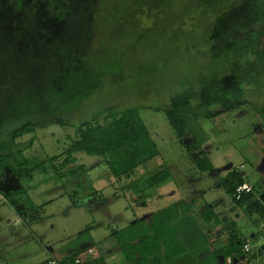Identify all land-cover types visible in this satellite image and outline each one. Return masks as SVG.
Masks as SVG:
<instances>
[{
  "label": "rangeland",
  "instance_id": "obj_1",
  "mask_svg": "<svg viewBox=\"0 0 264 264\" xmlns=\"http://www.w3.org/2000/svg\"><path fill=\"white\" fill-rule=\"evenodd\" d=\"M260 7L264 12V0ZM112 31L115 40L109 36L105 42L125 48L129 40L118 35L122 30ZM262 32L264 16L255 27L238 30L212 47L197 36L181 40L180 50L171 55L153 56L148 52L147 56L139 51L140 65H148L150 70H138L132 61L126 69L116 65L86 72L71 70L57 86L39 80L41 71L29 66L21 69L18 63L6 65L7 61L0 59V142L4 143L15 128L30 125L32 132L17 140V150L27 165L42 164L55 156L59 157L56 164L60 163L80 123L103 125L110 120L109 110L118 114L137 110L159 151L157 158L137 169L130 179L120 181L109 176L101 158L83 153L74 155L73 167L84 166V172L73 180H58L50 170L20 176V160L1 163L0 264H41L48 258L70 260L87 249H104L103 256H95L98 264H126L116 242L105 243L106 238L135 220H148L150 213L168 208L173 212L175 229L183 234L189 248L183 263L196 264L217 248L216 241L224 242L227 237L222 225L213 229L196 217L197 208L212 204L220 219L233 224L237 244L241 247L248 241L251 251L246 259L260 264L263 255H250L264 245V219L251 205H235L223 181L225 168L235 171L243 165V172H251L248 179L252 187L261 190L255 168L264 162V129L261 132L256 122L264 110V66L249 52L257 46L264 53V36L251 41L253 34ZM102 35L97 28L88 31L86 37L94 44L88 43L87 49L100 47L104 43ZM228 41L235 43L233 48L221 46ZM186 90L194 92L192 108L206 96L222 93L241 106L212 120L183 115L190 136L178 140L164 110L171 96ZM192 140L207 153L216 174L201 173L191 165L185 145ZM163 169L170 172V178L138 194L143 184L137 181ZM135 182L139 185L135 192L138 195L130 189ZM21 186L25 191L22 196L10 200L2 197ZM27 198L31 202L26 205ZM187 202L194 207L190 208L196 213L193 217L186 212ZM21 210L40 211V215L30 227H23L18 218ZM216 233L220 234L218 238ZM252 234L256 235L253 239ZM12 235L17 236L15 242ZM79 249L81 252H77Z\"/></svg>",
  "mask_w": 264,
  "mask_h": 264
},
{
  "label": "trees",
  "instance_id": "obj_2",
  "mask_svg": "<svg viewBox=\"0 0 264 264\" xmlns=\"http://www.w3.org/2000/svg\"><path fill=\"white\" fill-rule=\"evenodd\" d=\"M261 1L263 0H0V59L7 61L6 65L18 63L21 69L29 66L41 71L39 80H45L46 84L50 81L55 86L71 70L86 72L87 69L101 70L116 65L126 69L131 67L132 61L136 69L147 71L152 68L140 65L142 63L137 57L139 51L147 56L148 52L153 56L166 53L171 55V52L180 50L181 40H191L197 36L202 37L205 44L211 47L218 45L224 37L234 36L238 30L258 24L264 16ZM143 22H148L149 26ZM93 28L99 29L103 34L104 43L100 47L87 49V44L92 40H88L86 34ZM117 28L122 30L118 35L129 40L123 49L112 46L113 42H105L109 36L115 40L112 30ZM259 35L264 36V32L253 34L252 43ZM93 44L94 42L90 46ZM234 44L228 41L221 46L231 49ZM249 53L256 62L264 66V53L257 46ZM193 96L192 90L173 95L169 99L168 108L164 110L167 122L178 140H183L187 135L183 115L212 120L241 106L229 95L222 93L210 94L192 108ZM261 111L260 116L264 121V110ZM107 117L110 120L103 125L80 123L76 138L58 164L56 162L59 157L55 156L47 158L42 164L27 165V160L21 158L17 150V140L30 134L33 128L28 124L19 126L8 135L4 143L0 142V166L1 163L20 160V176L29 171L46 174L50 170L58 180L65 177L73 180L84 172V166L73 167L76 163L74 155L83 153L101 158L109 176L116 181L130 179L137 169L157 158L159 151L137 110L128 109L119 114L109 110ZM185 148L197 171H212L209 158L202 151L198 152L195 141L186 144ZM169 178L170 172L163 169L152 173L143 181L138 180V184H143L138 194L162 185ZM137 182L130 185L134 192L138 190ZM243 183L246 182L232 171L223 185L235 205L250 204L254 212L264 219V206L257 197L259 192L255 194L253 187L251 193L238 201L233 198L235 188ZM261 183L264 187V175ZM24 192L19 188L4 193L2 197L10 200L22 196ZM214 207L212 204L203 208L199 216L213 229L222 225L229 245L232 246L237 240L234 226L220 219L215 214ZM173 221V212L163 209L152 213L148 223L136 221L113 233L111 236L124 263L173 264L175 257L186 254L189 248L180 241V234ZM216 234L218 238L220 234ZM224 250V247L217 245L215 250L208 252L196 264H221L218 257L223 255ZM75 257L70 260L53 259L60 264H73ZM47 261L48 259L42 264H47ZM85 264H98V261L95 258Z\"/></svg>",
  "mask_w": 264,
  "mask_h": 264
},
{
  "label": "crops",
  "instance_id": "obj_3",
  "mask_svg": "<svg viewBox=\"0 0 264 264\" xmlns=\"http://www.w3.org/2000/svg\"><path fill=\"white\" fill-rule=\"evenodd\" d=\"M239 117H243V115H239ZM261 117V116H260ZM256 125L257 126H259V127H261V132H263V129H264V121H263V119L262 118H260V119H258L257 120V122H256ZM257 130V129H256ZM262 135H264V132L262 133ZM188 136H190V135H188V131H187V135L185 136V137H188ZM192 141H194V140H192ZM191 142V141H190ZM195 143H196V141H195ZM198 146V145H197ZM200 151H202L201 149H200V146H198V152H200ZM203 152V151H202ZM206 156H207V153H205V152H203ZM187 157H188V155H187ZM208 157V156H207ZM209 158V157H208ZM188 160H189V158H188ZM210 160V159H209ZM189 162H190V160H189ZM210 162H211V160H210ZM191 163V162H190ZM212 164V163H211ZM191 165L194 167V165L191 163ZM212 167H213V165H212ZM195 168V167H194ZM243 170H245V168L243 167V165H241L240 166V168L239 169H236L234 172H236L237 173V175L242 179V180H244L246 183H248L251 187H252V185L250 184L251 182L249 181V179H248V175L250 176V174H251V172L248 170V169H246V171L245 172H243ZM255 170H256V172H257V174H259V181H260V186H261V190L260 191H255V194H258L257 192H259V194L257 195V197H258V199H259V196L261 195V193H263L264 192V187L262 186V183H261V177L264 175V162L263 163H261L260 165H258L256 168H255ZM197 171V170H196ZM225 177L224 178H226L227 176H228V174L230 173V172H232L231 170H228V169H226L225 168ZM209 173H211L212 175L213 174H216L217 172L214 170V168L212 169V171L211 172H209ZM148 177V176H147ZM145 178H143V180H144ZM225 180V179H224ZM224 182V181H223ZM259 183V182H258ZM257 183V184H258ZM132 184V183H131ZM24 188H26L25 186H23ZM20 188H22V186L20 187ZM19 189V188H18ZM28 189V188H27ZM263 191V192H262ZM28 192V191H27ZM133 193L135 194V195H138V194H136L134 191H133ZM194 195H197L196 193L194 194ZM196 196H194L193 198H192V201H193V199L195 198ZM259 201H260V203L264 206V203L259 199ZM27 202H31L30 201V199L29 198H27V201H26V205H27ZM188 203V206H187V209H186V212L188 213V215H192V217L194 216V215H196V213L195 212H192L191 210H190V208H194L193 206H192V203L191 202H187ZM186 203V204H187ZM249 206L250 204H245V205H243L242 207H245V206ZM205 207H208L207 205L206 206H204V207H202L201 208V210H199L200 208H197L198 210H197V215H196V217H198V220H199V218H200V216H199V213H200V211H202V209L203 208H205ZM252 207V206H251ZM169 209V208H168ZM163 210V209H162ZM252 210H253V208H252ZM254 211V210H253ZM215 212V211H214ZM154 213V212H153ZM36 214V219H37V217H39V215H40V211H37V213H35ZM216 214V213H215ZM151 215H152V213H150L149 215H148V220H142V219H138V220H135V221H133V222H131L129 225H131V224H133L134 222H136V221H144V222H149V220H150V217H151ZM217 215V214H216ZM143 216H146V215H143ZM182 219H183V216H182ZM201 219V218H200ZM203 221H201V223H202ZM175 223V221H173V224ZM204 223V222H203ZM128 225V226H129ZM176 227V226H175ZM124 229V228H123ZM181 235V237H180V241H183V234H180ZM179 235V236H180ZM256 237V235L255 234H252L251 235V238L253 239V238H255ZM228 239H227V237H226V239H225V241L224 242H219L218 243V246L219 247H224V248H227V246H229V245H227L228 244V241H227ZM237 240H238V238H237ZM112 241H114V239L112 238V236L111 237H107L106 238V242L105 243H109V244H111V245H114L113 244V242ZM227 241V242H226ZM236 241V240H235ZM216 243V242H215ZM237 243V242H236ZM245 244H248L249 245V243H248V241H245L243 244H241L242 246L243 245H245ZM231 246V245H230ZM104 251V249H98V250H96L95 252H96V257L98 256V255H100V256H103L102 254L104 253L103 252ZM251 251V250H250ZM77 252H81V250L79 249ZM79 254V253H78ZM262 256V255H264V245H262L261 244V246H260V248L255 252V253H252L251 252V255H250V257L251 258H257L258 256ZM76 256V255H75ZM74 256V257H75ZM184 255H180V256H178V257H175L173 260H172V263L173 264H184L183 263V257ZM95 257V258H96ZM247 258V257H246ZM45 262V261H44ZM198 262V261H197ZM43 263V262H42ZM41 263V264H42Z\"/></svg>",
  "mask_w": 264,
  "mask_h": 264
},
{
  "label": "built area",
  "instance_id": "obj_4",
  "mask_svg": "<svg viewBox=\"0 0 264 264\" xmlns=\"http://www.w3.org/2000/svg\"><path fill=\"white\" fill-rule=\"evenodd\" d=\"M252 189L251 186L248 183H243L241 185H238L234 192H233V198L238 201L241 199L242 196L247 195L251 193ZM95 249H87L84 252H81L78 254L73 261V264H85L86 262L92 261V259L95 258L96 255ZM250 253V246L248 244H245L242 246V255L244 256V259L242 261H239L237 264H255L251 262L250 260L246 259V256ZM224 264H233V257L229 256L226 258V260L223 262ZM47 264H60L53 258H48ZM260 264H264V255L260 258Z\"/></svg>",
  "mask_w": 264,
  "mask_h": 264
},
{
  "label": "flooded vegetation",
  "instance_id": "obj_5",
  "mask_svg": "<svg viewBox=\"0 0 264 264\" xmlns=\"http://www.w3.org/2000/svg\"><path fill=\"white\" fill-rule=\"evenodd\" d=\"M18 218H19V220L20 221H22V222H18V224H20V223H22V225H23V227H30L31 226V224H33V222L35 223L36 222V214L33 212V211H26V212H23L22 210L21 211H18ZM22 219V220H21ZM13 236V238L15 239L14 240V242L17 240V236L16 235H12ZM228 241V240H227ZM226 241V242H227ZM238 240H236V241H234V244L232 245V246H230L229 245V242H228V244L227 245H229V246H227V248H225V250H227L228 248H231V247H237L238 249H239V253H237L236 255H234V256H232L233 257V259H235V258H238V257H240V256H243L242 255V250H241V248H242V245H241V247L236 243ZM224 250V251H225ZM226 258L227 257H223V261H225L226 260Z\"/></svg>",
  "mask_w": 264,
  "mask_h": 264
},
{
  "label": "water",
  "instance_id": "obj_6",
  "mask_svg": "<svg viewBox=\"0 0 264 264\" xmlns=\"http://www.w3.org/2000/svg\"><path fill=\"white\" fill-rule=\"evenodd\" d=\"M259 199L264 203V192L261 193ZM239 253V249L237 247H231L224 251L222 256H219L220 263L223 264V257L234 256ZM244 256H240L238 258L233 259V264H237L239 261H242Z\"/></svg>",
  "mask_w": 264,
  "mask_h": 264
}]
</instances>
